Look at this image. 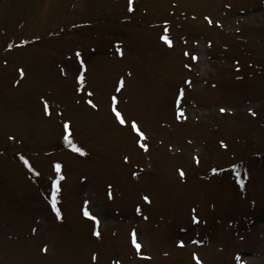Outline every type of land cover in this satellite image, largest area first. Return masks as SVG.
I'll use <instances>...</instances> for the list:
<instances>
[{
	"label": "rangeland",
	"instance_id": "374dc122",
	"mask_svg": "<svg viewBox=\"0 0 264 264\" xmlns=\"http://www.w3.org/2000/svg\"><path fill=\"white\" fill-rule=\"evenodd\" d=\"M128 6L0 0V264H264V0Z\"/></svg>",
	"mask_w": 264,
	"mask_h": 264
},
{
	"label": "snow or ice",
	"instance_id": "6c2138e0",
	"mask_svg": "<svg viewBox=\"0 0 264 264\" xmlns=\"http://www.w3.org/2000/svg\"><path fill=\"white\" fill-rule=\"evenodd\" d=\"M128 4H129V6H128V10L131 12V11H133V8H132V0H128ZM205 19L209 22V23H212V21H211V19L210 18H208V17H205ZM163 39L165 40V42L166 43H168V44H171V41L168 39V37L167 36H164L163 37ZM76 56L77 57H79L80 56V53L77 51L76 52ZM19 72H20V74L21 75H23V70L22 69H20V70H18ZM83 77L82 76H78L77 77V80H78V82H80V83H82L83 82ZM185 83H188V81H185ZM124 87V83H123V81L121 80V81H119L118 82V86L116 87V89H115V91H116V93H120L121 92V89ZM78 91H83V89H81V88H79L78 87V89H77ZM87 95L89 96V97H92L93 96V93L91 92V91H89L88 93H87ZM179 95L180 96H182L183 95V92H182V90L180 91V93H179ZM42 100H43V98H42ZM110 101H111V112L113 113V115H114V118H115V120L120 124V125H126L127 123H128V121L125 119V116L121 113V111H119V109H118V107H117V105H118V103H119V100H118V96L117 95H113V96H111L110 97ZM43 103H44V113H45V115H51V113H50V105L48 104V102L46 101V100H44L43 101ZM86 103L91 107V108H93V109H97L98 108V104L97 103H95L94 101H93V99H88L87 101H86ZM220 111L221 112H224V111H226V109L225 108H221L220 109ZM248 111L250 112V113H252V115H255V113L252 111V109L251 108H249L248 109ZM180 116L181 117H183V112L181 111L180 112ZM70 121H65L64 123H63V125H62V127H63V139L65 140V142L72 148V150L73 151H75V152H78V153H80L81 155H83L84 154V152H83V150L80 148V147H78L77 145H75L73 142H72V139H71V129H70ZM130 127H131V130L134 132V133H136V135H137V137H138V140H137V143L139 144V146L142 148V149H147V147H148V145L147 144H145V143H143V140L145 139V133L141 130V128L139 127V125H138V122L136 121V120H132L131 122H130ZM9 139H14V137H9ZM221 144L223 145V142H221ZM21 158V160H23L24 161V164H25V166H29L28 165V161L27 160H25L24 159V157L23 156H21L20 157ZM124 159L127 161V157H124ZM54 167H55V170H56V172L57 173H59L60 172V169H61V165L59 164V163H57V164H55L54 165ZM234 168H235V166H233ZM213 171H215V170H213ZM178 174H179V176L183 179L184 178V172H183V170H179L178 169ZM133 175H135V173H133ZM239 173H237V176L239 177ZM61 179H63V177H61ZM238 182L239 183H241V184H243V180H239L238 179ZM52 188L54 189V191L51 193V201H52V203H51V207H52V209L55 211V213H56V216H57V218L59 219V218H61V215H60V211H59V209L57 208V198H56V192H58L59 191V186H58V183L57 182H54L53 184H52ZM109 195H111V194H109ZM143 200L145 201V202H147V203H150V198H149V196H147V195H145V196H143ZM88 202L87 201H85V204H87ZM193 211H195L194 209H193ZM82 213H83V215L85 216V217H88V218H90L91 220H93V221H96L97 223H98V220H97V217L95 216V215H93L89 210H88V208H82ZM197 217H193V221L194 222H197ZM96 236H99V232L97 231V232H95L94 233ZM132 244L134 245V247L137 249V251H139V249L141 248V244L140 243H138L137 242V239H136V234L133 232L132 233ZM47 249H44V251H46ZM193 258L197 261V264H201V262L199 261V259H198V257L196 256V254L195 253H193ZM93 259L95 260L96 259V256L95 255H93ZM237 259L239 260V257H237Z\"/></svg>",
	"mask_w": 264,
	"mask_h": 264
},
{
	"label": "trees",
	"instance_id": "16d2710c",
	"mask_svg": "<svg viewBox=\"0 0 264 264\" xmlns=\"http://www.w3.org/2000/svg\"><path fill=\"white\" fill-rule=\"evenodd\" d=\"M71 139H72V137H71ZM72 142L75 144V145H77V143L75 142V141H73V139H72ZM67 146H69L67 143H65ZM78 146V145H77Z\"/></svg>",
	"mask_w": 264,
	"mask_h": 264
}]
</instances>
